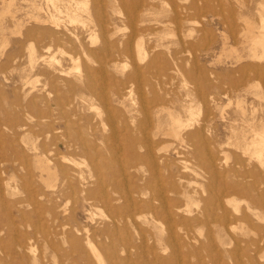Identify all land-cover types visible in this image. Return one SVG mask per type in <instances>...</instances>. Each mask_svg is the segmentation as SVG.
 <instances>
[{"label":"rangeland","instance_id":"1","mask_svg":"<svg viewBox=\"0 0 264 264\" xmlns=\"http://www.w3.org/2000/svg\"><path fill=\"white\" fill-rule=\"evenodd\" d=\"M48 1L0 0V264H264V0Z\"/></svg>","mask_w":264,"mask_h":264},{"label":"bare ground","instance_id":"2","mask_svg":"<svg viewBox=\"0 0 264 264\" xmlns=\"http://www.w3.org/2000/svg\"><path fill=\"white\" fill-rule=\"evenodd\" d=\"M48 2H50V0L48 1ZM143 2V1H142ZM142 2H140V0H139V9L142 7ZM31 5L33 6V7H36L35 6V0H31ZM51 3V2H50ZM81 3V2H80ZM52 4V3H51ZM37 8V7H36ZM59 13V12H58ZM62 15V14H61ZM126 17H125V20L127 21V24L130 26V28L132 29V30H134L135 29V26L136 25H138V28H140L139 29V31L140 32H142V31H145L146 29L144 28V27H142V23H143V19H142V16H139V15H137V13L135 12V10H134V7H131V9L128 11V13H126V15H125ZM35 19V18H34ZM264 21V20H263ZM263 21H262V23H263ZM258 33V32H257ZM102 41H103V46L105 47L106 46V43H105V40L104 39H106L107 37H105L104 38V35H103V33H102ZM251 38L253 37V35H251L250 36ZM258 40H259V42H257V43H254L253 45H254V47H260L262 50H263V52H264V23H263V28H262V31H261V33H259L258 34ZM131 40V39H130ZM228 42V41H227ZM141 44V43H140ZM139 43H136V46L138 45V46H140L141 47V45H140ZM2 47V46H1ZM137 48V47H136ZM51 49V48H50ZM105 49V48H104ZM101 51V50H100ZM104 51V50H103ZM125 52H127V51H125ZM224 52V51H223ZM57 54V53H56ZM230 54V53H229ZM253 54V53H252ZM255 56H256V54H254ZM101 56V55H100ZM255 56H254V58H255ZM68 57V56H67ZM258 55H257V59H258ZM255 58V59H256ZM260 58H262V57H260ZM259 60V59H258ZM57 64V63H56ZM123 64H125V63H123ZM250 66V65H249ZM246 68H248V66H245ZM245 67H242V69L243 68H245ZM252 69H253V71H254V75L255 76H257V77H262V76H264V67H262V66H250ZM126 69V68H125ZM78 70V69H77ZM77 72V71H76ZM91 74V72H88V75H90ZM128 78L129 79H135L136 78V74L135 73H130L129 75H127V80H128ZM88 89L91 91L93 88H92V86H90V85H88ZM131 94V93H130ZM49 95V94H48ZM164 96H166V95H164ZM105 99V98H104ZM170 101H171V99H170ZM135 102V101H134ZM165 102H168L167 101V99H165V97H161V98H156V102H153V108H155V106H161V105H165ZM172 102V101H171ZM171 104H173V103H171ZM182 106V105H181ZM182 108V107H181ZM152 114H153V118H154V120L156 121V125H155V127H154V132H153V136L154 135H157V133L159 132V130H160V112L158 111V110H154L153 112H152ZM99 115V114H98ZM143 115H144V118H145V121L144 122H147V123H149V121H150V114L148 113V111L147 110H143ZM168 118H169V120H170V122H171V126H176V129H168L165 133H166V135L168 134L169 135V133L171 134V135H175V137L176 138H180V141H181V143H186V142H188L189 140H190V138H192L193 136H195V135H198V133H199V131H200V129L197 131H193V132H187V133H181V131L183 130L181 127H180V119H179V117H178V114L177 113H175V114H173V113H168ZM14 125H16V124H14ZM13 127V126H12ZM14 128V127H13ZM13 128H11V129H13ZM146 128H144L143 126H140L139 127V129H138V132L140 133V132H142V133H144ZM183 134V135H182ZM151 135V134H150ZM36 136V135H35ZM38 138V137H37ZM149 138V137H148ZM36 139V138H35ZM258 139H259V143H258V145L256 146V160H257V162H258V164H259V166L260 167H262V168H264V162H262V159H264V136H262V135H258ZM149 140V139H148ZM100 141V140H99ZM146 143V142H145ZM33 144H35V142H33ZM37 145V144H36ZM31 146V145H30ZM32 147V146H31ZM34 147V146H33ZM66 147V146H65ZM30 148V147H29ZM35 148V147H34ZM27 150H28V148H27ZM32 151H33V149H32ZM34 151H36V149H34ZM33 151V152H34ZM29 152V151H28ZM20 153V152H19ZM247 153V152H246ZM34 154V153H33ZM119 158V157H118ZM37 162V161H36ZM38 163H39V160H38ZM42 167V166H41ZM42 169V168H41ZM3 177V176H2ZM42 178V177H41ZM49 178V177H48ZM94 178V177H93ZM40 180V179H39ZM43 180V179H42ZM65 181V180H64ZM46 182V181H45ZM44 183V182H43ZM64 183V182H63ZM260 184H262L263 186H264V176L263 175H261V178H260V182H259ZM66 184V183H65ZM68 184V183H67ZM82 184V183H81ZM28 187V186H27ZM251 191H253L252 189H250ZM81 191V190H80ZM233 191V190H232ZM257 193L258 194H256V198H251L252 199V203L254 204V207H255V209H256V211H260V212H262V213H264V203H263V201H262V198H264V189L263 188H257ZM32 192V191H31ZM132 192H133V190H132ZM81 193H82V191H81ZM134 193V192H133ZM237 193H240V194H246L247 192L246 191H242V190H237L236 191V194ZM26 194H28V193H26ZM72 194V193H71ZM88 194V193H87ZM86 194V195H87ZM93 194V193H92ZM129 194V193H128ZM29 195V194H28ZM81 195V194H80ZM40 196V195H39ZM129 196V195H128ZM128 196H126V197H128ZM163 196V195H162ZM86 197V196H85ZM46 198V197H45ZM88 199V198H87ZM228 199V198H227ZM223 197L222 196H220L217 200H216V202L214 203H212V202H208V203H206V205H205V210L201 213V216H205V217H209V218H214V217H216V215H214V213H212V209L210 208V207H213L216 211H219L220 212V214L216 217V222H218V223H220V224H222V226H225L226 224H229L227 221V213L224 211V202H223ZM67 201V200H66ZM69 201V200H68ZM82 201H83V199H82ZM157 201V200H156ZM229 201V200H228ZM27 202V201H26ZM31 202V201H30ZM36 202V201H35ZM20 203V202H19ZM46 203V202H45ZM166 204V203H165ZM42 205H43V203H42ZM41 205V206H42ZM229 205V204H228ZM44 206V205H43ZM128 208V207H127ZM39 209H40V206H39ZM184 209H185V207H184ZM232 210V209H231ZM35 212V211H34ZM32 213V212H31ZM234 213V212H233ZM90 214V213H89ZM91 215H92V213H91ZM37 217V216H36ZM86 219V218H85ZM256 219H258V217L256 216ZM40 220V219H39ZM114 220H115V218H114ZM113 220V221H114ZM111 221H112V219H111ZM192 222H196V220H195V218H192V220H191ZM238 221L239 222H242V223H247L248 222V217L246 216V215H242L239 219H238ZM188 221H186V220H182V221H180V224H179V226H182V225H187V226H189L188 224ZM112 224H113V222H112ZM111 224V225H112ZM231 229V228H230ZM234 229V228H233ZM179 230H181L180 228H179ZM257 230V232H258V229H256ZM104 231V230H103ZM135 231V230H134ZM262 233H263V236L262 237H260L258 240H257V242L256 243H254V245H255V247H256V250L258 251L259 249V243L261 244H263V239H264V231H262V230H260ZM106 232H107V230H106ZM102 234H103V232H101ZM100 233V234H101ZM114 234V233H113ZM107 235V234H106ZM111 235V234H110ZM44 236V235H43ZM103 236V235H102ZM109 236V235H108ZM210 236V235H209ZM31 237V236H30ZM42 238V237H41ZM16 239V238H15ZM49 240V239H48ZM45 241V240H44ZM86 241V240H85ZM46 242V241H45ZM44 242V243H45ZM37 243V242H36ZM73 243H75L74 244V247H75V249L77 250V249H79V246L80 245H78L77 243H76V241L74 240L73 241ZM86 244H89L88 242L86 243ZM120 244V243H119ZM123 244V243H122ZM91 244H89V245H86V246H88V248H89V251H91V252H93L94 253V249L90 246ZM125 245V244H124ZM124 245H121L120 247L122 248V252H124V251H126V248L124 247ZM127 245V244H126ZM129 245V244H128ZM127 245V246H128ZM18 246H19V244H18ZM44 246V245H43ZM24 249V248H23ZM116 250V249H115ZM78 251H80V249L78 250ZM165 252V251H164ZM258 253V252H257ZM43 254V253H42ZM83 256V255H82ZM18 257V256H17ZM80 257V256H79ZM95 257V256H94ZM21 258H23V257H21ZM15 259V258H14ZM44 259V258H43ZM80 259V258H79ZM22 260V259H21ZM19 263H21V262H19ZM18 263V264H19ZM10 264H12V263H10ZM101 264V263H100ZM123 264V263H122Z\"/></svg>","mask_w":264,"mask_h":264}]
</instances>
